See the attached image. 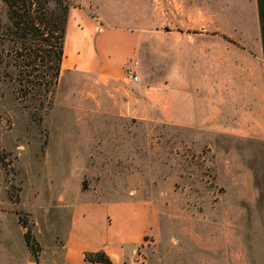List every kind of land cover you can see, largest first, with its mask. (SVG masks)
I'll list each match as a JSON object with an SVG mask.
<instances>
[{"label":"rangeland","instance_id":"rangeland-1","mask_svg":"<svg viewBox=\"0 0 264 264\" xmlns=\"http://www.w3.org/2000/svg\"><path fill=\"white\" fill-rule=\"evenodd\" d=\"M252 3L73 0L70 9L80 12L79 30H87L86 20L100 18L103 25L144 34L143 45L133 55L139 81L121 79L110 103L108 92L98 89L79 64L66 71L64 61L51 93L20 101L17 70L5 57L0 66V264L26 260L19 217L31 224L40 254L41 244L47 249L52 232L65 226L76 201L68 196L80 192L117 198L129 192L148 202L155 218L153 229L130 248L124 264L136 259L133 249H141L143 264H233L232 239L218 253L222 191L218 178L223 179L220 171L225 163L232 162L235 168L247 165L249 178L261 187L262 153L247 155L236 143L230 152L229 139L204 136L197 125L178 127L139 119L136 114H147L149 107L138 101V86H163L169 69L175 77L182 74L194 82L201 79V68L209 79L218 72V47H255L254 38L232 41L218 35L224 14L242 26ZM73 40L69 35L65 43L69 53ZM85 56L78 52L84 62ZM66 58L67 54L65 62ZM246 225L254 227L256 222ZM248 250L247 264H264V240L257 229Z\"/></svg>","mask_w":264,"mask_h":264},{"label":"crops","instance_id":"crops-1","mask_svg":"<svg viewBox=\"0 0 264 264\" xmlns=\"http://www.w3.org/2000/svg\"><path fill=\"white\" fill-rule=\"evenodd\" d=\"M79 16V11L69 9L62 63L66 71L79 64L85 70L82 73L94 80L98 89L108 92L110 96L106 99L110 103L112 91L119 88L121 79L126 83L139 81L137 69L138 79L133 81L123 77L122 68L127 60H136L133 55L143 45L144 34L118 25H103L100 18L96 23L93 19L86 20L87 30H79ZM223 21L218 26V35L222 33L232 41L254 38L256 46L218 47V72L209 79L201 68L198 71L201 79L194 82L186 81L182 74L175 77L169 69L163 86L139 85L138 101L141 105L145 101L149 108L147 114L136 115L141 120L178 127L197 125L204 136L229 139L230 152L235 150L236 143L247 155L262 153L261 187L249 178L251 171L247 165L235 168L232 162L225 163L220 171L223 179L218 178L222 185V191L218 192V253L232 239L231 262L247 264L248 242L255 229L264 240V60L256 0L242 18V26L230 15L224 14ZM69 35L74 38L72 53L65 50ZM79 51L86 55L85 62L77 57ZM128 193L121 198L86 192L68 196L76 201L69 209L65 226L52 232L47 249L41 244L38 261L27 248L23 264H103L84 258L85 252L98 250L111 258V264H124L130 248L139 244L155 223L148 202ZM249 222H256L255 229L246 225Z\"/></svg>","mask_w":264,"mask_h":264},{"label":"trees","instance_id":"trees-1","mask_svg":"<svg viewBox=\"0 0 264 264\" xmlns=\"http://www.w3.org/2000/svg\"><path fill=\"white\" fill-rule=\"evenodd\" d=\"M73 0H0V66L11 58L17 72L18 99L40 98L51 93L58 83L64 55V39L69 9ZM260 40L264 60V0H256ZM2 9L7 23L3 22ZM34 119H40L39 116ZM23 239L35 260L40 246L26 218L19 217ZM92 263L111 264L103 251L85 252Z\"/></svg>","mask_w":264,"mask_h":264},{"label":"built area","instance_id":"built-area-1","mask_svg":"<svg viewBox=\"0 0 264 264\" xmlns=\"http://www.w3.org/2000/svg\"><path fill=\"white\" fill-rule=\"evenodd\" d=\"M138 61L130 59L127 64L123 67V75L125 79L137 81L138 76L136 74ZM132 254L135 255V260H130L128 264H143L144 263V257L143 253L141 252V249H133Z\"/></svg>","mask_w":264,"mask_h":264}]
</instances>
